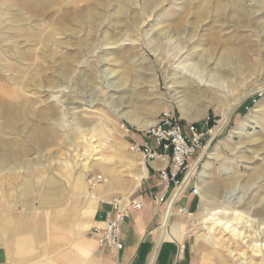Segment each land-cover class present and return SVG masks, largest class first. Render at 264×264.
I'll return each instance as SVG.
<instances>
[{
  "label": "rangeland",
  "instance_id": "rangeland-1",
  "mask_svg": "<svg viewBox=\"0 0 264 264\" xmlns=\"http://www.w3.org/2000/svg\"><path fill=\"white\" fill-rule=\"evenodd\" d=\"M216 1L0 0V103L17 116L5 124L0 110L1 231L29 194L74 172L109 171L126 183L123 196H143L145 162L128 145L139 135L127 137L123 126L147 127L168 111L207 135L194 179L198 206L191 216L174 206L168 227L178 226L181 240H166L173 247L156 264H171L174 253L175 264H264V215L256 213L264 197V0H222L220 14ZM35 2L40 13L26 10ZM92 5L101 16L94 24ZM240 12L248 20L241 27ZM214 34L221 46L206 56ZM226 46L241 55L225 59ZM41 77L47 83L34 87Z\"/></svg>",
  "mask_w": 264,
  "mask_h": 264
},
{
  "label": "crops",
  "instance_id": "crops-1",
  "mask_svg": "<svg viewBox=\"0 0 264 264\" xmlns=\"http://www.w3.org/2000/svg\"><path fill=\"white\" fill-rule=\"evenodd\" d=\"M130 141L129 147L133 142L143 144L145 139L138 136ZM151 145L154 147V142ZM138 155L146 166L144 208L131 212L124 223L121 251L101 248L91 234L95 228L105 226L110 201L127 192L126 183L109 171H103L105 177L100 175L106 181L89 185L90 174L85 179L81 172H74L70 178L61 177L37 189L34 196L29 194L12 209L10 219L5 222L7 226L0 230V264H136L145 250L143 262L147 264L149 236L161 225L169 200L181 186L163 184L158 176L164 164L159 160L147 161L143 155ZM182 179L180 175L179 181ZM187 191L191 199L185 196ZM177 203L183 204L179 209L181 214L191 216L196 211L198 197L192 194V186H184L173 208ZM184 209L187 213H183ZM170 243L164 242L160 252L165 245L172 246ZM181 251L179 254L184 253ZM174 258L175 253L171 264H175ZM178 264L185 263L181 259Z\"/></svg>",
  "mask_w": 264,
  "mask_h": 264
},
{
  "label": "built area",
  "instance_id": "built-area-1",
  "mask_svg": "<svg viewBox=\"0 0 264 264\" xmlns=\"http://www.w3.org/2000/svg\"><path fill=\"white\" fill-rule=\"evenodd\" d=\"M210 118L207 125L210 124ZM127 137L139 135L145 139L143 144L131 143L130 150L141 154L147 161L159 160L164 168L159 172V180L170 186H192V194L199 197V188L195 183V173L201 160L207 132H203L196 122L184 124L174 113L163 112L156 123L147 127L123 126ZM154 142V147L151 145ZM197 157L192 162L193 156ZM180 175L183 176L179 181ZM106 180L100 175L92 174L87 178L89 185L101 184ZM110 210L105 217V226L95 228L91 234L98 245L123 249L121 241L122 228L131 212H139L144 208L142 196H115L110 201ZM187 213L186 210H182Z\"/></svg>",
  "mask_w": 264,
  "mask_h": 264
},
{
  "label": "bare ground",
  "instance_id": "bare-ground-1",
  "mask_svg": "<svg viewBox=\"0 0 264 264\" xmlns=\"http://www.w3.org/2000/svg\"><path fill=\"white\" fill-rule=\"evenodd\" d=\"M258 1H260V2H262L263 0H258ZM238 4V3H237ZM236 4V5H237ZM39 6H41L40 5V3L38 4L37 2H35V4H33V5H28L27 7H26V10L27 11H29V12H35V13H40V8H39ZM43 7V6H42ZM92 7L95 9V7L96 6H90V9H89V23L90 24H94V23H96V22H98L99 21V19L101 18V16L99 15V12H96V13H94L93 12V10H92ZM99 8V7H98ZM96 11H97V9H96ZM224 11H226V5L223 3V1L222 0H217L216 1V12H217V14H220V13H223ZM83 12V11H82ZM82 12H80V14L82 13ZM69 14V13H68ZM68 14H66V17L67 18H69V16H68ZM207 14H208V9L206 8V9H204V10H202L201 12H200V17L201 18H206V16H207ZM238 17H237V23H238V26H240V25H244V24H246V23H248L247 21V15H246V13H244V12H240V13H238V15H237ZM59 27H64L65 25H67L66 24V20L65 21H63V22H60L59 24ZM241 27V26H240ZM215 32V31H214ZM219 32V31H218ZM221 36H220V34H214V37H213V39H212V47H211V49L210 50H208V52L205 54L206 56H210V55H212V54H214L215 53V51L218 49V47L219 46H221L220 45V43H221V38H220ZM226 42V41H225ZM226 44H228V42H226ZM109 45H113L112 43L111 44H109ZM225 45V44H224ZM224 51H223V57L225 58V59H229V58H231V57H233L234 55H236V56H240L241 54H240V52L239 51H233V50H231V49H229L227 46L223 49ZM242 56H243V54H242ZM241 56V57H242ZM244 57V56H243ZM235 58V57H234ZM205 59V58H204ZM206 62V61H205ZM60 75V74H59ZM62 76V75H61ZM64 76H65V78H67L68 76H69V69H68V67L65 69V73H64ZM186 77H188V79L190 80V81H192L193 83H195L196 85H198V86H201L202 85V80L201 81H198V78L196 79L195 78V76H193V77H191V74L189 75V76H186ZM53 79H55L54 77H53ZM51 80V81H48V84H53V83H55V81L54 80ZM39 82V83H38ZM45 82L47 83V81L45 80V78H43V77H41V79L39 80V81H31V84L32 85H34V87H37V88H39V87H41V86H43L44 84H45ZM210 82V81H209ZM205 83V82H204ZM31 84H29V85H31ZM27 85V84H26ZM203 86L205 87H209L208 85H206V84H203ZM207 89V88H206ZM179 98H181V97H179ZM4 103V104H3ZM20 106V105H19ZM0 110L1 111H3V114H4V120H5V124H12V122L15 120L14 118H16L17 116H15V112H14V110H15V108L14 107H12L11 105H8V103H6V102H2V103H0ZM4 124V125H5ZM226 124H227V120H225L224 121V123H223V125H222V127L220 128L221 130L226 126ZM36 132V131H35ZM33 137V136H32ZM34 138V137H33ZM39 139V138H38ZM39 140H41V139H39ZM42 140H43V138H42ZM5 153V152H4ZM7 153V152H6ZM207 153V152H206ZM261 174H264V172L263 171H261L260 172ZM203 177H204V175L202 176V180H203ZM234 181L236 182V183H238L239 182V179L238 178H233V180H232V182H230L229 184H226V185H223V186H220V185H215L213 188H212V193L214 194V195H216V196H220V194H221V192H222V190H223V188L224 189H226L227 187H232L235 183H234ZM184 186L185 185H182L180 188H177L176 189V191L174 192V194H173V196H172V198H171V200H170V202L168 203V205H167V210H166V213H165V216H164V219H163V223H162V227H161V232H160V238H159V240L157 241V243H156V245H155V248H154V250H152L153 252L151 253V255H150V258H149V262H148V264H156V261H157V259H158V256H159V253H160V249H161V246H162V244L166 241V240H171V241H176V242H179L180 240H181V236L179 235V229H178V226H176V227H172V228H169L168 227V222H169V219H170V217L174 214V211H173V204H174V202L178 199V197L181 195V192H182V190H183V188H184ZM255 186V183L254 184H252L250 187H249V189L250 188H252V187H254ZM198 188H199V191L201 190L200 189V187L198 186ZM259 209L257 210V212L256 213H258V215H264V197H263V199H262V202H261V205H260V207H258ZM219 213V212H218ZM212 215V214H211ZM213 215H215V214H213ZM264 217V216H263ZM209 219V218H208ZM238 234V233H237ZM238 237H240V235H238ZM254 246V245H253ZM261 248H260V247ZM255 245L254 246V248L256 247L257 248V250H254V248L252 247V251L253 252H255V253H261L262 252V245ZM199 250V249H198ZM201 251V250H200ZM246 264V263H245Z\"/></svg>",
  "mask_w": 264,
  "mask_h": 264
},
{
  "label": "trees",
  "instance_id": "trees-1",
  "mask_svg": "<svg viewBox=\"0 0 264 264\" xmlns=\"http://www.w3.org/2000/svg\"><path fill=\"white\" fill-rule=\"evenodd\" d=\"M255 100H256V99H255ZM210 120H211V121H210V124H209V125H210V128H212L215 124H214V120H212L211 118H210Z\"/></svg>",
  "mask_w": 264,
  "mask_h": 264
}]
</instances>
